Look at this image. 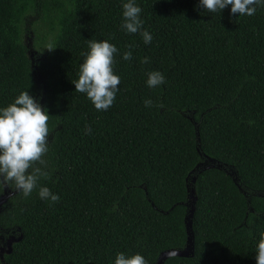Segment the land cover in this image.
<instances>
[{
	"label": "trees",
	"instance_id": "1",
	"mask_svg": "<svg viewBox=\"0 0 264 264\" xmlns=\"http://www.w3.org/2000/svg\"><path fill=\"white\" fill-rule=\"evenodd\" d=\"M126 2L0 0V109L28 91L46 110L52 173L28 198L11 186L0 193V246L16 239L0 264H115L120 253L155 264L161 252L185 247L191 189L193 252L163 264H256L264 5L246 16L230 5L207 12L200 0H135L141 31L152 36L145 44L140 32L120 27ZM89 40L118 50L121 83L107 111L72 83ZM29 47L39 56L34 69ZM152 71L165 76L163 85L147 86ZM40 187L59 202L41 200Z\"/></svg>",
	"mask_w": 264,
	"mask_h": 264
},
{
	"label": "clouds",
	"instance_id": "2",
	"mask_svg": "<svg viewBox=\"0 0 264 264\" xmlns=\"http://www.w3.org/2000/svg\"><path fill=\"white\" fill-rule=\"evenodd\" d=\"M229 5L232 14L253 16L257 6L264 5V0H200V6L211 13L220 12ZM141 11L135 0L123 3V22L120 27L126 33L140 32L144 43L150 44L151 34L141 31ZM86 42L89 51L82 53L85 59L80 65L78 80L72 83L76 92L86 94L96 110L107 111L113 105L121 83L120 77L113 72L114 54L118 50L106 40ZM128 48L122 55L125 61L132 59L131 46ZM148 62L147 57L141 61L142 64ZM146 83L150 88L158 87L165 83V76L158 71L149 72ZM144 105L151 107L152 101L145 100ZM49 119L46 110L28 91H21L13 103L0 109V193L5 187L11 186L28 198L41 178H51L48 162L44 159L49 151ZM90 132L91 128L86 126L85 134ZM38 195L41 200H49L51 204L60 199L47 187H40ZM255 259L256 264H264V233L257 245ZM115 264H147V261L139 254L127 258L120 253L115 258Z\"/></svg>",
	"mask_w": 264,
	"mask_h": 264
},
{
	"label": "water",
	"instance_id": "3",
	"mask_svg": "<svg viewBox=\"0 0 264 264\" xmlns=\"http://www.w3.org/2000/svg\"><path fill=\"white\" fill-rule=\"evenodd\" d=\"M188 199L190 201L189 211L184 218V225L186 230V244L183 249H170L163 251L159 254L155 264H163L164 260L169 257H188L193 252V232H192V216L195 210L196 196H194V190H189ZM7 194L3 193L0 196V206L6 201ZM16 239L9 238L6 240L4 253H9L11 251V244ZM0 254V260L3 261V254Z\"/></svg>",
	"mask_w": 264,
	"mask_h": 264
},
{
	"label": "rangeland",
	"instance_id": "4",
	"mask_svg": "<svg viewBox=\"0 0 264 264\" xmlns=\"http://www.w3.org/2000/svg\"><path fill=\"white\" fill-rule=\"evenodd\" d=\"M27 40V43L30 44L31 43V39L30 37L26 39ZM29 56H30V59L32 61V68L34 69L37 61L39 60V56L38 54L36 53V51L34 49H32L31 47H29ZM6 243V242H5ZM5 243L1 244L0 246V254L4 253L5 250H6V247H5Z\"/></svg>",
	"mask_w": 264,
	"mask_h": 264
}]
</instances>
